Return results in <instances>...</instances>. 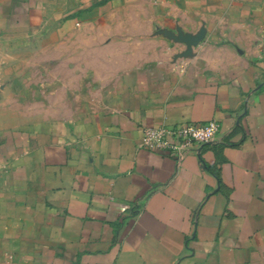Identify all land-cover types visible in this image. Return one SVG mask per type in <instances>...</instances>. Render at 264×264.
Listing matches in <instances>:
<instances>
[{
  "label": "crops",
  "instance_id": "obj_1",
  "mask_svg": "<svg viewBox=\"0 0 264 264\" xmlns=\"http://www.w3.org/2000/svg\"><path fill=\"white\" fill-rule=\"evenodd\" d=\"M7 42L127 66L84 117L0 124V264H264V0H0ZM210 119L180 157L140 143Z\"/></svg>",
  "mask_w": 264,
  "mask_h": 264
},
{
  "label": "rangeland",
  "instance_id": "obj_2",
  "mask_svg": "<svg viewBox=\"0 0 264 264\" xmlns=\"http://www.w3.org/2000/svg\"><path fill=\"white\" fill-rule=\"evenodd\" d=\"M94 39V37H92ZM7 42L0 50V124L7 125L34 124L43 126L48 121H62L67 118L84 117L89 113L85 110L96 102L102 90L108 86L109 75L123 71L127 52L120 49L121 60L117 64L104 63L96 71H89L90 66L71 62L78 61V51L71 54L69 50L55 48L60 62L55 64V74L52 69L48 73L46 65V49L39 50L38 63H18L19 56H29L31 49H17ZM121 44V42H120ZM14 53V54H12ZM71 56L67 64L63 58ZM81 75L80 79H63V71ZM103 76V79L94 78ZM108 75V76H107ZM87 76V77H86ZM106 76L108 78H106ZM92 77V78H91Z\"/></svg>",
  "mask_w": 264,
  "mask_h": 264
},
{
  "label": "built area",
  "instance_id": "obj_3",
  "mask_svg": "<svg viewBox=\"0 0 264 264\" xmlns=\"http://www.w3.org/2000/svg\"><path fill=\"white\" fill-rule=\"evenodd\" d=\"M219 130V122L210 119L205 122L156 124L143 127L141 145L180 157L184 151L203 146L213 140Z\"/></svg>",
  "mask_w": 264,
  "mask_h": 264
}]
</instances>
